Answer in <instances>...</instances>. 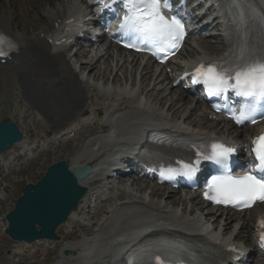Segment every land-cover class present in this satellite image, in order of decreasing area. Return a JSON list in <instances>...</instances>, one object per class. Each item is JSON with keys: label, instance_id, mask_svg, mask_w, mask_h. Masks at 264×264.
<instances>
[{"label": "bare ground", "instance_id": "6f19581e", "mask_svg": "<svg viewBox=\"0 0 264 264\" xmlns=\"http://www.w3.org/2000/svg\"><path fill=\"white\" fill-rule=\"evenodd\" d=\"M11 1L12 5L16 6L15 9L17 11L14 12V10H12L9 13L6 9H4L7 1L0 0V28H2L4 33L10 37L12 41L20 45L21 52L19 55L13 56L12 62H7L5 66L0 65V115L3 110L2 107H5V105H7V108L13 107L14 103H18L19 98L22 97L23 101L25 99L26 102H29L31 105V122L30 134L25 136L22 143L15 145L14 149L9 154L24 150V145L29 142L28 138L32 141L41 140L43 137H40L39 133H45L48 135L49 130L51 134L60 133L61 130L65 131L74 119L78 116L85 117L90 112L89 108L86 106L87 86H83L84 83L80 82L77 71L71 69L70 65L66 63L65 58L61 53L57 54L51 52V47L47 42V38H49L53 32L54 23L65 20L66 13L58 11L53 16L45 17L40 13V8H43L45 5L46 7L50 6L52 8H56L57 4H55V1L59 0H31L25 2L22 0ZM217 51H219V49H215L214 53H217ZM224 55H226V52L220 54L218 57L222 58ZM102 58L103 57H100L97 60H85L81 65V70L88 72V75L93 77L95 81L105 82V85L110 82L111 79L114 84L119 85L120 78L117 75H113V72H109L106 69L103 70L98 67ZM138 63V60L134 58L131 60L130 65L134 67L138 65ZM123 68L124 67L121 66V69ZM147 70L148 68L145 66L140 73V85L143 87L146 84H149L150 81L155 83V79H153L154 75H151L150 72H147ZM126 71H128L127 68H125V74L127 73ZM158 78L159 77L156 79L158 80ZM166 80H168V78H166ZM130 81L132 86H135L137 80L132 78ZM146 87L147 86H145L141 91V93L146 96V101L154 103L160 107L162 106L163 108L166 107L168 112L174 110L176 106L177 109L174 113L175 118L183 121L185 124L187 123L188 125H191V127L198 128L196 127L197 125L194 124L195 121L193 119V116L196 114V110L191 111L190 114H185L183 113V109L186 108L187 103L184 101L172 103V100L161 97L160 93L155 95V87L152 89V92L147 91L148 87ZM95 96L100 97L99 93H96ZM127 102V104H134L128 108V112L135 115L141 113V109L138 110L139 108L135 106L137 105V102H132L130 99H128ZM18 106L25 107V104L21 102V106L20 103H18ZM121 106H123V104L119 107ZM201 106L202 104L199 102L197 107L200 108ZM6 110L8 111V109ZM105 111V108H96L94 110V114L96 115L97 120L84 124L77 132L79 139L84 138L86 135H90V139L87 141L88 148H91L93 144L94 147L96 145L99 146V150L108 146L107 137L97 134L99 131L108 132L110 129L108 124L103 122L101 123L99 120V118L105 114ZM44 114H47L50 117V123H45L43 118ZM6 118V116H1L0 123L5 121ZM155 118L159 121V118H161L162 124L172 123L165 121L164 117H162L159 113L155 116ZM173 128L176 127L173 126ZM199 134H201V132H199ZM68 143H72V140L69 139ZM84 152L86 151H82V153ZM85 164H91V162L84 158L75 157L72 159L71 169ZM95 182L93 172L91 176L81 181L80 185L90 189ZM158 191L159 189H156L155 187L152 189L150 192V200L151 198H156L160 201L164 200L163 196H161ZM168 198L175 206L182 205L181 207H184L186 205L185 200L182 198L173 197L171 195H169ZM84 202L85 200L82 202L80 210L82 209ZM164 202H168V200H165ZM152 204L151 205L155 207V204ZM160 205L161 204L158 206ZM83 212L84 211H81L80 213ZM75 215L76 213L71 217L70 223L75 229L72 234L78 235V231H76V229L80 226V222L73 219ZM246 220L247 219L245 218L241 229L248 228L249 225L246 223ZM225 221L227 229L230 226V222L233 221V218L227 215ZM241 221H243V219H241ZM4 228L6 229V227ZM194 230L199 231V228ZM68 238L69 234L65 237V239ZM0 239H2V237H0ZM46 242L49 241L41 240L33 244L21 243V245H25L27 247H39L36 251V255H39L43 251L41 243ZM69 249L74 257L80 252L79 248ZM54 251L56 252V249H54ZM25 252L26 251L22 254ZM12 254L14 256L17 255L14 252ZM8 260L9 259H6L5 262L10 264ZM21 261L22 263L24 262V260ZM77 263L78 262L75 261L71 264Z\"/></svg>", "mask_w": 264, "mask_h": 264}, {"label": "snow or ice", "instance_id": "6c2138e0", "mask_svg": "<svg viewBox=\"0 0 264 264\" xmlns=\"http://www.w3.org/2000/svg\"><path fill=\"white\" fill-rule=\"evenodd\" d=\"M125 14L119 25L123 35L133 37L136 43L125 47L143 50L138 44L151 45L153 55L168 50H178L184 36V23L176 15L169 17L171 0H121ZM233 5L239 0H231ZM4 43L0 37V45ZM11 46V45H10ZM5 55L0 47V56ZM194 84H203L211 95L221 96L231 91L237 97L251 101L244 104L231 118L237 124L246 121L256 123L255 115L259 106H264V56L244 59L233 65L232 61L223 63L200 64L192 73ZM251 155L255 164L244 175H231L227 162L235 149L221 143H212L210 150L197 152L194 163H180L179 170L168 169L170 175L191 177L199 170L201 161H209L223 167V174L213 176L207 184L205 198L216 204L231 205L236 208H250L256 203H264V135L252 140ZM260 227L264 229V222ZM261 247L264 248V234H261ZM157 264H164L160 256L155 257ZM129 264H132L129 261Z\"/></svg>", "mask_w": 264, "mask_h": 264}, {"label": "rangeland", "instance_id": "374dc122", "mask_svg": "<svg viewBox=\"0 0 264 264\" xmlns=\"http://www.w3.org/2000/svg\"><path fill=\"white\" fill-rule=\"evenodd\" d=\"M65 4H66V0L64 2V5ZM217 41H219V40H216V39L212 40V41H210V44H211V42H217ZM116 60L123 62L122 58H120L119 55L108 56V57L105 56V58L100 62V66L107 67L108 65H110V69H113L114 73H117V71L114 68ZM105 62H106V65H105ZM107 62H108V64H107ZM134 67H137V65ZM126 72H128V71H126ZM118 76L120 77V85L125 84L126 80H125L124 76L120 72L118 73ZM84 79L90 85H96L90 77H87V75H84ZM100 83L102 84V82H100ZM107 85H112L113 87L118 86V85L114 84L112 81H110L109 84H107ZM100 88H101V85H100ZM165 91H166V93H165L166 95H168L170 93V91H168V90H165ZM89 93H91V95H92L93 91L91 90V91H89ZM157 93L158 92H155V95ZM171 96H173L175 98V93L172 92ZM169 99H170V96H169ZM91 101H88L89 105L108 106V105L112 104L111 99L105 100L103 98H100V99H97L96 102H94V103H92ZM19 103L21 106V102H19ZM153 106H154V107H152L153 110L159 111V113H161V114L162 113L167 114L166 117L169 120H175V119H173V117H174L175 110L177 109L176 106H175L174 110H172L170 112L167 111L166 107L163 108L162 106L160 107L157 105H153ZM4 108L7 109V105H5ZM6 109L2 110L0 117L5 116V114H6L7 117L11 118L12 122L22 126L24 132L27 133L29 131V125L26 122L27 120L24 118L23 109H21L20 107L17 106V102L14 103L13 107H9L8 111ZM162 109L166 110V112H168V113H166ZM184 110L185 109H183V113H184ZM187 112L188 111L186 110L185 113H187ZM78 122H81V120H79ZM197 122H200V121L197 119L195 123H197ZM74 141L75 142L69 146L64 145V146L54 147L53 149H51V152L49 154H47V155L45 154L44 156L39 157L36 160L24 158V161H23L24 166L23 167H17V166L12 167V163H13L12 157L0 156V162H1L0 166L2 167V169H0V180H1V176H5L4 179L0 182V230H3L2 229L3 224H6V215L8 212L13 210L16 202L21 197V194L23 193V190L25 189L26 184L36 183L38 180H40V178L45 174V172L47 171V169L51 165H53L54 163L60 162V161H67L68 162V160H71L72 158H74V156H76L79 153L78 147H79V141L80 140H77V138H76ZM86 143H87V147H88V142H86ZM14 168L16 170H14ZM132 183L133 184H131V185H133V186H132V188H130L131 189L130 191L134 192V194L131 196L129 195V196L125 197L126 201H130L131 199H133L136 194H138V197L142 196L140 193L142 188H145L142 191V192H144V194L142 193L143 196H145V197L147 196V192H149L147 189L151 185L142 184V183H134V182H132ZM141 185L143 187H141ZM139 188H140V192H139ZM145 192H146V194H145ZM164 193H166L165 190H161V192H160V194H162L161 196H163L164 199L168 200V202H169V199L167 198L168 195H165ZM110 196L114 197V194H110ZM197 211H199V213L201 212V214L204 218H205V216H207V213H202V208L199 205L195 206V211H194L192 216H194L196 218H200ZM208 219H209L208 217H206V220L202 218V220H204L205 222H208L210 226L217 225L216 223H214V220H208ZM0 233L4 234L3 231ZM6 239L0 240V264H7L5 262L6 259L10 260V261L8 260V262L10 264H19L20 258H18L17 255L14 256L12 253H13V251H15V252L20 251L21 250L20 245L9 240L7 237H6ZM34 253H35V250H33L32 248H30L28 250V252L26 253V258H27L26 264H32V262L34 260V258H33ZM38 260L40 261V264H54V263H52V260H53L52 254L50 256H47L44 253V255H42L38 258ZM55 263L58 264L59 262H55Z\"/></svg>", "mask_w": 264, "mask_h": 264}, {"label": "water", "instance_id": "95a60500", "mask_svg": "<svg viewBox=\"0 0 264 264\" xmlns=\"http://www.w3.org/2000/svg\"><path fill=\"white\" fill-rule=\"evenodd\" d=\"M20 134L12 124H3L0 129V151L20 141ZM87 170H76L75 175L64 163L50 169L48 176L37 186H29L17 209L10 214L11 230L8 234L16 240L33 242L40 238H53L55 229L62 224L84 195L77 186L76 178H84ZM40 225L41 232L35 227Z\"/></svg>", "mask_w": 264, "mask_h": 264}]
</instances>
